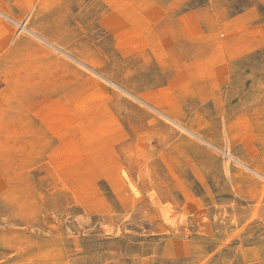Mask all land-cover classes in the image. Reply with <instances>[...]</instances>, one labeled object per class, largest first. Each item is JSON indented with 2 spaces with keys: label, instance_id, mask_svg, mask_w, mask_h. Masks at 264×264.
<instances>
[{
  "label": "rangeland",
  "instance_id": "obj_1",
  "mask_svg": "<svg viewBox=\"0 0 264 264\" xmlns=\"http://www.w3.org/2000/svg\"><path fill=\"white\" fill-rule=\"evenodd\" d=\"M0 264H264V0H0Z\"/></svg>",
  "mask_w": 264,
  "mask_h": 264
},
{
  "label": "bare ground",
  "instance_id": "obj_2",
  "mask_svg": "<svg viewBox=\"0 0 264 264\" xmlns=\"http://www.w3.org/2000/svg\"><path fill=\"white\" fill-rule=\"evenodd\" d=\"M39 38V37H38ZM50 43V42H49ZM51 45V44H50ZM51 46H53V45H51ZM59 49V48H58ZM57 49V51H60V50H58ZM98 77V76H97ZM101 77V76H100ZM102 79V78H101ZM96 87L97 88H99V89H101V86H100V84L96 81ZM95 87V88H96ZM127 94H129V93H127ZM140 101V100H139ZM122 105V104H121ZM123 178L125 179V181H126V183H127V186H128V188L131 190V192L132 193H134L135 195H139V193H138V191H137V189H136V187L132 184V182L130 181V179H129V176H128V174L126 173V172H124L123 173ZM152 201H153V203H154V205H156V206H158L159 205V202L156 200V198H152ZM159 207H161L160 205H159ZM161 209H162V207H161ZM162 211H163V215H164V218L165 219H167L168 218V215L170 214L169 213V211L167 210V209H162ZM171 218V217H170ZM168 220V219H167ZM169 221V220H168ZM171 222H172V220H171Z\"/></svg>",
  "mask_w": 264,
  "mask_h": 264
}]
</instances>
